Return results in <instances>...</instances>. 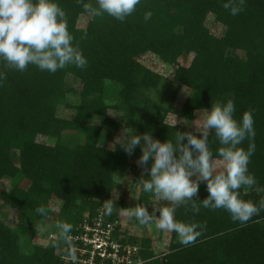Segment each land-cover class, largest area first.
<instances>
[{"label":"trees","instance_id":"trees-1","mask_svg":"<svg viewBox=\"0 0 264 264\" xmlns=\"http://www.w3.org/2000/svg\"><path fill=\"white\" fill-rule=\"evenodd\" d=\"M56 2L65 11L68 30L88 65L84 69L69 65L48 73L34 65L23 72L11 70L0 62V71L6 74L0 81V181L4 177L11 181L9 190L0 191V202L16 211L17 221L10 227L0 206V264H63L57 253L62 243L59 229L55 240L36 245L32 242L35 223L53 215L50 203L54 202L58 208L55 225L71 223L75 232L86 211L93 214L103 201L114 199L115 178L129 167L135 169L139 186L137 204L151 205L152 194L143 192L140 184L145 169L136 162L130 166L124 152L101 145L103 128L111 132L133 129L141 135L149 132L161 141L173 139L176 131L198 132L179 125L172 128L167 121L171 105L149 97L163 76L141 62L147 55L173 68L171 80L178 90L188 89L175 112L182 120H193L196 111L210 109L218 100L234 101L237 120L245 111L252 112L256 150L248 168L257 187L264 188V0H246L237 16L222 7V0H141L125 22L107 15L93 17L85 5H94L95 0ZM146 11L152 12L147 22L143 19ZM83 14L90 18L79 27ZM210 20L224 26L221 36L210 32ZM188 55L187 66L178 62ZM68 75L81 84L76 105L66 102L72 90L66 83ZM60 105L73 109V116H58ZM93 116L102 124H92ZM64 131L75 132L83 142L64 144ZM38 136L46 142L38 141ZM248 143L245 140L241 146L247 149ZM219 147L211 133L209 148L214 157ZM133 156L139 158L140 149ZM22 180L29 182L26 188L20 186ZM240 193L254 202L264 198V192L255 188ZM207 195L206 183L201 182L193 198ZM124 201L123 197L114 199L113 214L104 215L107 220H120ZM192 203L199 212H193ZM39 206L50 209L46 216L36 213ZM164 206L171 205L166 202ZM175 218L203 224L202 235L195 244L183 246L170 232L163 250L154 248L153 240L144 236L139 239L141 256L146 259L142 264H264V211L240 225L225 210L204 208L196 200L178 207ZM129 237L138 240L135 234Z\"/></svg>","mask_w":264,"mask_h":264},{"label":"clouds","instance_id":"clouds-1","mask_svg":"<svg viewBox=\"0 0 264 264\" xmlns=\"http://www.w3.org/2000/svg\"><path fill=\"white\" fill-rule=\"evenodd\" d=\"M245 2L222 0V7L237 16ZM140 3L141 0H95L94 5L86 4L85 10L93 17L107 15L125 22ZM151 17L152 12L146 11L143 19L147 22ZM0 62L11 70L23 72L34 65L48 73H56L69 65L80 69L88 65L87 58L74 44L66 13L56 0H0ZM5 78L6 74L0 71V81ZM235 112L232 99L218 100L210 109L200 112L202 125L195 124L198 135L176 131L173 139L161 141L149 132L141 136L131 129L124 130L110 145L115 150L118 144L128 155L140 148L136 163L145 169L140 177L142 191L171 205L155 208L158 211L156 226L162 231L174 232L183 246L195 244L204 225L177 220L175 212L180 206L199 200L204 208L225 210L231 220L240 225H246L264 211V198L256 202L241 198V189L255 188L257 192H264V188L257 187L258 182L248 168L256 150L253 114L245 111L237 120ZM176 123L171 127L175 128ZM181 123L187 126L190 122ZM211 133L221 145L216 157L209 148ZM245 140L249 141L247 149L241 146ZM200 182L206 183L208 195L194 199ZM102 204L103 215L111 216L116 205L114 199H106ZM192 210L199 212V207L192 203ZM35 211L46 216L50 209L39 206ZM125 214L141 224L153 219V214L143 204L130 207ZM56 227L65 240L73 231V225L64 221L58 222Z\"/></svg>","mask_w":264,"mask_h":264},{"label":"rangeland","instance_id":"rangeland-1","mask_svg":"<svg viewBox=\"0 0 264 264\" xmlns=\"http://www.w3.org/2000/svg\"><path fill=\"white\" fill-rule=\"evenodd\" d=\"M89 18H90L89 14L81 15L78 19L77 25L79 27L85 26ZM208 25H209L210 32L215 36H221L222 33L224 32V26L220 24L219 22L210 20L208 22ZM140 60L146 67L150 68L151 70L163 76V80L160 82V84L149 92V97L153 101L159 104H162L164 106L171 105L173 112L168 113L167 121L171 124L177 121L176 125H179V127L183 126L185 128H190L198 132V129L195 126V124H197L198 126L202 125V120L200 118L201 111L195 112L193 120L189 121L190 123L187 126L181 123L185 120H182L180 117L175 115V112L178 109H180L182 102L188 93V89L184 87L178 90L175 87V85L173 84L171 80L173 68L163 63L162 61L158 60L152 55L144 56ZM190 60H191V55H188L187 57L179 58L178 62L182 65L187 66ZM66 83L72 89L71 92L66 97V102L71 105L78 104L79 99L77 97V92H79L81 88V84L79 83V81H77L74 77L70 75L66 77ZM73 114H74L73 109H68L62 105L58 106L57 108L58 116L65 117V118H71ZM90 122L92 124H102V120L99 117H94V116L90 118ZM124 130L128 131V129H123L118 132H111L109 128L104 127L102 130V139H101L102 144L101 145L112 149L110 145L112 144L114 140H116L118 137L123 135ZM134 132L138 133L137 131H134ZM37 140L40 142H46L43 136H38ZM62 141L64 144L68 146H75L79 142L82 143L83 138H79V136L73 131H64L62 133ZM137 149H140V148L137 147L135 150ZM115 151L124 152L118 144L116 145ZM126 156L128 157V163L130 166L131 164H134L135 162H137L138 158L134 157L133 153L131 155L126 154ZM134 176H135V169H132L131 167H129L124 173H121L120 175L116 176L114 187H113L112 197L116 199L120 197L124 198V196L125 197L127 196L126 201H127V206H129V208L135 207L136 205H138L137 197H138V187L139 186H138V182L134 180L135 178ZM28 184L29 182L27 180H22L20 183V186L23 188H26ZM10 188H11L10 179L7 177H4L0 181V191L9 190ZM151 201H152L151 205L147 207V210L151 214H153V219L150 222L141 224L135 218L127 217V215L125 214L127 212L126 211L127 207L125 208V210L121 212L120 217L124 218L122 221V224L125 225V228L127 229L128 232L133 233L140 238H143L144 236L149 237L150 239L153 240L152 242H153L154 248L156 247L158 250H163V249H166L168 246L170 232L160 231V229L156 226L158 217H156L155 215H158V211H155V208L163 207L167 201H161L159 197H157L154 194L151 195ZM0 206H1V202H0ZM50 206L53 210V215L47 220L42 219L35 223V232L32 236V242L36 245H42V246L47 245L48 242L52 240L51 236L52 235L56 236L58 233V228L55 225V218L58 213L57 204L54 202H51ZM1 210L4 214V217H5L4 219L6 223L10 227H15V225L17 224L16 211L2 207V206H1Z\"/></svg>","mask_w":264,"mask_h":264},{"label":"built area","instance_id":"built-area-1","mask_svg":"<svg viewBox=\"0 0 264 264\" xmlns=\"http://www.w3.org/2000/svg\"><path fill=\"white\" fill-rule=\"evenodd\" d=\"M130 234L121 218L107 220L102 206L93 214H83L75 232L62 239L57 253L63 264H142L146 259L141 256L140 237L134 242ZM57 236L52 235V240Z\"/></svg>","mask_w":264,"mask_h":264},{"label":"crops","instance_id":"crops-1","mask_svg":"<svg viewBox=\"0 0 264 264\" xmlns=\"http://www.w3.org/2000/svg\"><path fill=\"white\" fill-rule=\"evenodd\" d=\"M126 198H127V196H126V197L124 196V200H125V201H124V204H125V208L127 207V208H126V211H128L130 208H129V206H127ZM124 210H125V209H124ZM127 217H128V216H127ZM123 219H124V218H121V221H123ZM123 226L125 227V225H123Z\"/></svg>","mask_w":264,"mask_h":264}]
</instances>
